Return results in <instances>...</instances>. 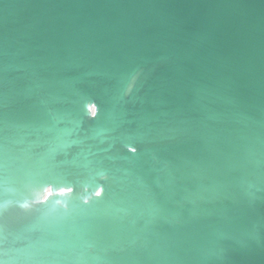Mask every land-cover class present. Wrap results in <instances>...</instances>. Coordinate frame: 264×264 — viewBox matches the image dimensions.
<instances>
[{
    "label": "water",
    "instance_id": "obj_1",
    "mask_svg": "<svg viewBox=\"0 0 264 264\" xmlns=\"http://www.w3.org/2000/svg\"><path fill=\"white\" fill-rule=\"evenodd\" d=\"M0 264H264V0H0Z\"/></svg>",
    "mask_w": 264,
    "mask_h": 264
}]
</instances>
